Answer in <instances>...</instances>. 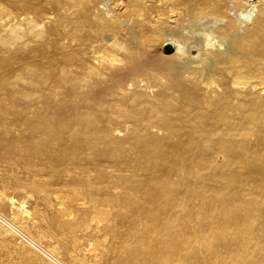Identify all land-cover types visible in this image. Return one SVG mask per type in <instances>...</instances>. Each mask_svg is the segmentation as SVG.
<instances>
[{"label": "bare ground", "instance_id": "1", "mask_svg": "<svg viewBox=\"0 0 264 264\" xmlns=\"http://www.w3.org/2000/svg\"><path fill=\"white\" fill-rule=\"evenodd\" d=\"M2 2L0 184L50 211L20 210L35 235L0 213L2 238L49 264L40 238L78 264H264V0Z\"/></svg>", "mask_w": 264, "mask_h": 264}, {"label": "rangeland", "instance_id": "2", "mask_svg": "<svg viewBox=\"0 0 264 264\" xmlns=\"http://www.w3.org/2000/svg\"><path fill=\"white\" fill-rule=\"evenodd\" d=\"M0 7L4 8L5 10H10L13 13H18V14L22 13V11L18 10L17 8H13V7L7 6L6 4H4L2 2V0H0ZM43 7H45V8H43ZM240 8L239 7L234 8L232 11H229V13H231L232 16H236V15L241 13V11H242V9L244 7L241 6ZM53 9L54 8H52L49 5H43V6L37 7L36 9H32L31 11H29V15L28 16L33 18L39 24L40 23L42 24V22H45L43 24L45 26V30L48 31L53 26L55 20L58 19V11L56 9H54V10ZM50 16H52V17L54 16V17L52 19H49V20L46 21V18H48ZM242 20H243V18H242ZM203 22L205 24L203 27H206V28L210 27V25L207 24V20H205ZM124 28H126L125 25H124ZM187 28L188 29L185 31V33H187L188 35L192 33V35H189V36L187 35V36L189 38L191 37L193 41L197 42V44L198 43L200 44L201 43L200 40L203 38V36H202L203 35V33H202L203 31L199 30L197 25L194 26V27L189 26ZM71 29H72L71 25L66 23V24H64L62 26V33L53 35L54 37L51 36L50 39L52 41L57 42L59 44V46H61V48H64V47L66 48L68 46V44H69L68 39L66 38V34ZM201 33H202V35H201ZM194 45H196V44H193L191 46H194ZM165 48L163 49V52L165 54H169V53H167L165 51ZM105 53H106V51L102 50L100 52L101 56L100 55L99 56L103 57V56L106 55ZM3 174H5V173H3ZM3 194L7 195L9 198L13 197L15 205L14 206L10 205L8 199H5V195H3ZM35 201L36 200H33V202L31 201V203H29V201H27L26 198L23 197V195L21 196V195L16 194V191H14L13 188L10 189V190H6L0 184V213L3 216H5V218H7L10 221L13 219L11 222H13V224L17 228H20V229L22 228L23 232H25V234H27V235H31V234L35 235V231L32 229L33 227L28 224L27 217H25L24 215L22 217V214H21L20 210H22L23 208H27V210L29 212L30 211L32 212V209H34V207L37 206V207L40 208L41 211L43 210L42 211L43 213H46L47 216H50V211H48L47 208L43 204H39L40 202L37 203ZM21 204H23V206ZM24 205H25V207H24ZM19 216H20V218H19ZM21 220H23V221L21 222ZM57 239H59V238L58 237H56V238H51V237L46 238V237H44V239L40 238L39 242L45 248H50V249L51 248H56V251L58 252L59 258L65 264H78L77 261H75L74 259L71 258L70 250L68 248H66V246H64L63 244L59 243L57 241ZM20 241H21V239L19 240L18 238H14V237L13 238H9V239H3L1 234H0V264H49V262L46 259L42 258L41 256H38L37 254L33 253L32 254L33 257H28V256L24 255V253L27 250L26 249H22V245L23 244H21ZM58 246H59V248H58ZM106 261H107V259H104L100 263L101 264H109ZM110 262L113 263L114 260H110ZM100 263H97V264H100Z\"/></svg>", "mask_w": 264, "mask_h": 264}, {"label": "water", "instance_id": "3", "mask_svg": "<svg viewBox=\"0 0 264 264\" xmlns=\"http://www.w3.org/2000/svg\"><path fill=\"white\" fill-rule=\"evenodd\" d=\"M165 51L170 53L172 51V47L170 45L166 46Z\"/></svg>", "mask_w": 264, "mask_h": 264}]
</instances>
